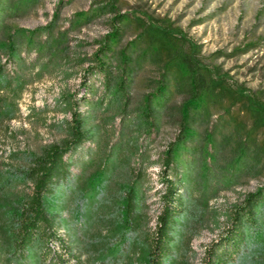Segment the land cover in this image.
<instances>
[{"label": "trees", "instance_id": "16d2710c", "mask_svg": "<svg viewBox=\"0 0 264 264\" xmlns=\"http://www.w3.org/2000/svg\"><path fill=\"white\" fill-rule=\"evenodd\" d=\"M39 1L0 0V59L7 58L18 69L21 83L10 85L11 77L7 84L16 103L28 82L40 79L44 71L63 69L56 65L65 53L67 36L57 32L56 24L4 31L11 17L31 11ZM103 9L77 13L71 27L98 18ZM112 22L119 26L87 59L82 95L65 104L70 116L62 123L63 140L30 154L20 169L0 171V264H83L73 246L75 238L60 234L69 230L60 192L66 187L70 194L77 190L90 204L97 202L110 175L125 168L117 163L118 155L106 162L109 155L104 156L101 137L109 127L107 121L114 114L126 115V125L151 141L178 96L182 102L177 134L161 155L158 173L162 208L153 231L144 238L141 264H174L179 227L190 216L186 203L191 195L194 203L206 205L217 191L252 181L260 184L230 208L226 228L205 251L206 264H234L252 242L264 248V96L229 85L220 71L204 65L195 49L173 31L126 15L118 14ZM132 27L138 35L121 48ZM257 47L250 43L244 51ZM32 54L35 58L30 59ZM39 66L40 72L24 77ZM149 66L157 70L158 79L150 80L149 92L133 106L132 93ZM4 74L0 63V77ZM8 102L17 108L15 102ZM121 159L126 161L128 156ZM143 172L132 170L122 185L118 218L108 234L115 240L108 251L112 263L127 234H138L143 227L141 207L149 188V177ZM103 259L100 256L98 264Z\"/></svg>", "mask_w": 264, "mask_h": 264}, {"label": "rangeland", "instance_id": "374dc122", "mask_svg": "<svg viewBox=\"0 0 264 264\" xmlns=\"http://www.w3.org/2000/svg\"><path fill=\"white\" fill-rule=\"evenodd\" d=\"M102 7L104 12L98 18L71 27L77 13ZM118 14L173 31L181 41H186L188 48L195 49L204 65L220 71L229 85L264 96V44L261 42L264 40V0H40L31 11L11 17L4 31L8 34L18 28L34 30L56 24L57 32H66L67 36L65 53L56 65L63 69L44 71L40 79L28 82L16 103L15 97L10 98L8 87L21 83L18 69L8 64L7 58L0 59L2 70H5L0 77V171L9 167L20 169L30 154L37 155L45 147L63 140L62 123L70 116L65 104H73L82 95V72L90 65L87 59L101 47L100 42L114 31V26H119L112 22ZM137 35L132 27L123 37L121 48ZM250 43L258 47L244 51ZM33 58L35 54L30 57ZM50 66L51 63L48 68ZM38 72L40 66L24 77ZM158 76L154 67L146 68L132 93L133 106L149 92L150 80ZM8 101L15 102L17 108ZM181 102V96L175 98L165 113V124L158 134L152 135L151 141L146 135L137 134L134 126L126 125V115L114 114L105 124L109 127L101 137L104 156L109 155L108 163L118 155L117 163L125 168L110 175L103 194L94 204L81 198L77 190L70 194L65 187L60 192L63 218L69 229L66 233L61 230L60 234L69 237V233L75 238L73 246L83 264H98L102 255L105 264H141L139 254L144 238L153 231L162 208L158 196L161 155L177 134ZM125 130L131 131L129 135ZM136 143L139 144L137 152L131 153ZM124 155L128 159L120 160ZM140 155L146 157L148 163L140 159ZM138 169L144 171L142 176L149 177V188H146L141 207L144 224L138 234H127V242L120 247L117 261L112 263L108 251L115 240L108 239V234L118 218L117 202L123 196L122 185L132 170ZM259 184L252 181L219 190L206 205L203 201L194 203L191 195L186 203L190 216L187 221L182 219L179 227L181 233L172 257L174 264H206L205 251L226 228L230 208L241 204L245 194L254 191ZM261 263H264V248L252 242L234 264Z\"/></svg>", "mask_w": 264, "mask_h": 264}]
</instances>
